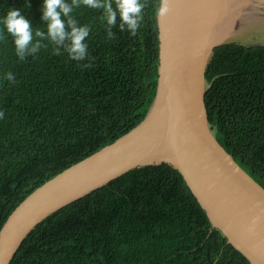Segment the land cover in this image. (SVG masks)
I'll return each mask as SVG.
<instances>
[{
	"label": "trees",
	"instance_id": "obj_1",
	"mask_svg": "<svg viewBox=\"0 0 264 264\" xmlns=\"http://www.w3.org/2000/svg\"><path fill=\"white\" fill-rule=\"evenodd\" d=\"M42 3L0 0V231L35 189L136 127L157 93L159 0H142L134 35L113 28L111 40L101 10L74 8L73 18L90 28V60L56 54L44 40L47 47L21 61L3 18L15 7L33 33L46 32ZM206 78L211 129L264 187V45L217 47ZM10 264L252 263L213 226L180 171L162 163L133 168L51 213Z\"/></svg>",
	"mask_w": 264,
	"mask_h": 264
},
{
	"label": "water",
	"instance_id": "obj_2",
	"mask_svg": "<svg viewBox=\"0 0 264 264\" xmlns=\"http://www.w3.org/2000/svg\"><path fill=\"white\" fill-rule=\"evenodd\" d=\"M157 22L158 87L147 115L14 209L0 231V264H10L51 213L133 168L162 163L180 171L229 243L252 264H264V187L217 140L205 102L206 71L217 47L264 45V0H170L169 13Z\"/></svg>",
	"mask_w": 264,
	"mask_h": 264
},
{
	"label": "clouds",
	"instance_id": "obj_3",
	"mask_svg": "<svg viewBox=\"0 0 264 264\" xmlns=\"http://www.w3.org/2000/svg\"><path fill=\"white\" fill-rule=\"evenodd\" d=\"M81 6L101 10V19L107 25V36L111 40L115 37L113 28L134 35L143 20V9L146 5L142 0H71L70 3L68 0H43L41 21L46 24L47 31L36 29L35 33L30 20L22 15L20 9L11 7L2 23L13 38L17 57L22 61L28 56L35 55L42 47H47L42 41L48 40L55 46L53 51L56 54H60L63 49L71 60L77 62L90 60L86 44L90 28L78 24L71 15L74 8ZM27 7L30 5L27 4ZM169 11L170 0H159L155 8L156 14L164 17ZM34 35L39 38L35 42ZM80 67L86 69L92 67V64L83 63ZM6 79L14 82L15 76L9 72ZM3 117L4 112L0 111V118Z\"/></svg>",
	"mask_w": 264,
	"mask_h": 264
}]
</instances>
